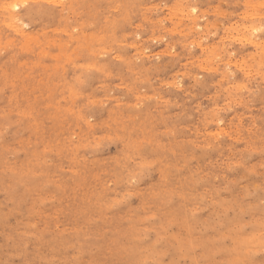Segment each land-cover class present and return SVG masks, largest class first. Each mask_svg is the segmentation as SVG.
Instances as JSON below:
<instances>
[{
    "label": "rangeland",
    "instance_id": "374dc122",
    "mask_svg": "<svg viewBox=\"0 0 264 264\" xmlns=\"http://www.w3.org/2000/svg\"><path fill=\"white\" fill-rule=\"evenodd\" d=\"M0 45V264H264L263 0H0Z\"/></svg>",
    "mask_w": 264,
    "mask_h": 264
},
{
    "label": "bare ground",
    "instance_id": "6f19581e",
    "mask_svg": "<svg viewBox=\"0 0 264 264\" xmlns=\"http://www.w3.org/2000/svg\"><path fill=\"white\" fill-rule=\"evenodd\" d=\"M15 1V0H14ZM47 1V0H46ZM53 1H55V0H53ZM60 1V0H59ZM161 1V0H160ZM218 1H220V0H218ZM48 2H49V0H48ZM225 2V1H224ZM248 2V1H247ZM263 2H264V0H263ZM3 3V2H2ZM7 3V2H6ZM22 3V2H21ZM123 3V2H122ZM219 3V2H218ZM244 3V2H243ZM250 3V2H249ZM251 3H253V2H251ZM256 3H258L257 5H259L260 3L259 2H257L256 1ZM78 5V4H77ZM189 5V4H188ZM164 6V5H163ZM166 6V5H165ZM175 6H176V4H175ZM9 7V6H8ZM20 7V6H19ZM169 7V6H168ZM247 7V6H246ZM77 8V7H76ZM182 8V7H181ZM69 9V8H68ZM74 9V8H73ZM172 9V8H171ZM188 9V8H187ZM195 9H196V7H195ZM245 9V8H244ZM179 10V9H178ZM189 10V9H188ZM204 10V9H203ZM216 10V9H215ZM214 10V11H215ZM246 10V9H245ZM74 11V10H73ZM80 11V10H79ZM179 11H181V10H179ZM183 11V10H182ZM208 11V10H207ZM248 12V11H247ZM251 12V11H250ZM250 12H249V14H250ZM10 14H12V13H10ZM110 14V13H109ZM174 14V13H173ZM224 14V13H223ZM245 14H246V12H245ZM252 14V13H251ZM256 14V13H255ZM263 14V13H262ZM11 16V15H10ZM9 16V17H10ZM175 16H176V14H175ZM255 16V15H254ZM14 18V17H13ZM15 19V18H14ZM202 19V18H201ZM4 20H5V18H4ZM11 20V19H10ZM152 20V19H151ZM179 20V19H178ZM207 20V19H206ZM251 20V19H250ZM7 21V20H6ZM6 21H5V24H6ZM142 21V20H141ZM3 22V21H2ZM15 22V21H14ZM179 22V21H178ZM206 22V21H205ZM217 22V21H216ZM249 22H251V21H249ZM45 23V22H44ZM91 23V22H90ZM254 23V22H253ZM8 24H10L9 23V19H8ZM17 24V23H16ZM15 24V25H16ZM20 24V23H19ZM206 24V23H205ZM204 24V25H205ZM213 24V23H212ZM247 24V23H246ZM251 24V23H250ZM7 25V24H6ZM203 25V26H204ZM242 25H244V24H242ZM252 25V24H251ZM11 26V25H10ZM18 26H20V25H18ZM21 26H22V24H21ZM239 26V25H238ZM256 26H257V24H256ZM9 28V27H8ZM65 28V27H64ZM75 28V27H74ZM168 28V27H167ZM252 28V27H251ZM18 29V28H17ZM66 29V28H65ZM70 29H72V28H70ZM176 29V28H175ZM201 29V28H200ZM235 29H237V28H235ZM15 30V29H14ZM19 30H20V28H19ZM37 30V29H36ZM47 30V29H46ZM62 30V29H61ZM23 31V30H22ZM42 31V30H41ZM37 32V31H36ZM67 32V31H66ZM186 32V31H185ZM253 32V31H252ZM20 33H21V31H20ZM31 33H33V32H31ZM30 33V34H31ZM40 33V32H39ZM84 33V32H83ZM171 33H172V31H171ZM240 33V32H239ZM85 35H86V33H85ZM88 35V34H87ZM256 35V34H255ZM24 36V35H23ZM27 36V35H26ZM138 36V35H137ZM28 37H30L31 39H32V37L29 35ZM42 37V36H41ZM86 37V36H85ZM222 37V36H221ZM238 37V36H237ZM243 37H244V35H243ZM256 37V36H255ZM35 38V37H34ZM55 38V37H54ZM74 38V37H73ZM77 38H79V37H77ZM88 38V37H87ZM246 38V37H245ZM250 38V37H249ZM26 39H28V38H26ZM59 39V38H58ZM96 39V38H95ZM30 40V39H29ZM46 40V39H45ZM91 40V39H90ZM249 40V39H248ZM31 41V40H30ZM36 41V40H35ZM86 41V40H85ZM199 41V40H198ZM217 41V40H216ZM242 41V40H241ZM7 42H10V40L9 41H7ZM22 42V41H21ZM79 42V41H78ZM52 43V42H51ZM65 43H67V42H65ZM184 43V42H183ZM6 44V43H5ZM23 44V43H22ZM25 44V43H24ZM57 44H60V43H58L57 42ZM87 44V43H86ZM257 44H259V43H257ZM3 45V44H2ZM47 45V44H46ZM68 45V44H67ZM133 45V44H132ZM190 45V44H189ZM261 45V44H260ZM1 46V45H0ZM264 46V45H263ZM262 46V47H263ZM4 47V46H3ZM73 47V46H72ZM88 47V46H87ZM30 48V47H29ZM264 48V47H263ZM25 49V48H24ZM103 49V48H102ZM143 49V48H142ZM216 49V48H215ZM262 49V48H261ZM104 50V49H103ZM213 50V49H212ZM211 50V51H212ZM259 50V49H258ZM264 50V49H263ZM28 51V50H27ZM142 51V50H141ZM232 51V50H231ZM43 52H44V50H43ZM171 52V51H170ZM213 52V51H212ZM218 52V51H217ZM168 53V52H167ZM211 53V52H210ZM216 53V52H215ZM220 53V52H219ZM253 53V52H252ZM57 54V53H56ZM173 54V53H172ZM211 54H213V53H211ZM100 55V54H99ZM261 55V54H260ZM54 56H55V54H54ZM69 56V55H68ZM207 56V55H206ZM210 56H212V55H210ZM214 56V55H213ZM241 56V55H240ZM251 56V55H250ZM254 56V55H253ZM57 57V56H56ZM67 57V56H66ZM249 57V56H248ZM116 58V57H115ZM65 60V59H64ZM157 60V59H156ZM211 60V59H210ZM258 60V59H257ZM261 60V59H260ZM66 61V60H65ZM186 61V60H185ZM245 61V60H244ZM254 61V60H253ZM237 62H239V61H237ZM250 62V61H249ZM248 62V63H249ZM233 63V62H232ZM236 63V62H235ZM234 63V64H235ZM264 63V62H263ZM82 64V63H81ZM93 64V63H92ZM91 64V65H92ZM252 64V63H251ZM94 65V64H93ZM239 65V64H238ZM149 67V66H148ZM204 67V66H203ZM215 67V66H214ZM241 67V66H240ZM258 69V68H257ZM217 71V70H216ZM175 72V71H174ZM247 72V71H246ZM264 76V75H263ZM223 77V76H222ZM222 82V81H221ZM237 82V81H236ZM178 83V82H177ZM236 86V85H235ZM244 86V85H243ZM219 87V86H218ZM241 87V86H240ZM72 94V93H71ZM150 94V93H149ZM156 95V94H155ZM78 115V114H77ZM229 137V136H228Z\"/></svg>",
    "mask_w": 264,
    "mask_h": 264
}]
</instances>
